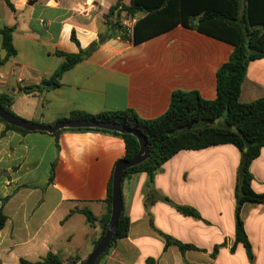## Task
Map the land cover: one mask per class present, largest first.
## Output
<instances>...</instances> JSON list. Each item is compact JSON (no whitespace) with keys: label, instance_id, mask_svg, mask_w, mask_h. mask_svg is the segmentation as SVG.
Instances as JSON below:
<instances>
[{"label":"crops","instance_id":"crops-1","mask_svg":"<svg viewBox=\"0 0 264 264\" xmlns=\"http://www.w3.org/2000/svg\"><path fill=\"white\" fill-rule=\"evenodd\" d=\"M9 1L13 9L0 0V59L6 57L1 35L6 27L15 29L17 54L0 66V95L13 97L16 116L43 126L69 119L74 112L96 116L133 110L141 119H156L166 113L178 90L214 100L217 71L233 52L230 44L181 25L134 44L133 26L146 13L121 8L111 12L117 0H35L32 5L31 0ZM86 3L89 12L77 14L76 8ZM123 4L131 6L132 0ZM116 23L126 29L125 38ZM101 36L104 42L94 52L53 82L65 62L59 53L77 55ZM263 97L260 59L248 66L240 101ZM125 154L123 139L111 134H21L0 122V213L7 217L0 231V264L36 262L50 252L69 262L75 254L90 252L91 233L99 238L102 228L99 222L91 227L78 210L87 209L98 219L107 214L108 187ZM239 164L238 149L220 145L182 151L156 173L154 188L176 204L196 207L203 220L183 216L163 202L146 208L148 175L128 177L122 195L131 223L129 236L118 241L100 264H264L263 205L248 203L242 211L253 261L242 244L231 252ZM251 173L253 190L264 194V148ZM151 218L157 230L198 250L184 255L176 246L165 250L162 238L156 253H150L151 235L160 236L151 227ZM205 230L215 236L213 249L186 237ZM221 244L216 259L209 260Z\"/></svg>","mask_w":264,"mask_h":264},{"label":"trees","instance_id":"trees-1","mask_svg":"<svg viewBox=\"0 0 264 264\" xmlns=\"http://www.w3.org/2000/svg\"><path fill=\"white\" fill-rule=\"evenodd\" d=\"M7 5L13 9L9 0ZM121 8L131 12H144L146 15L136 21L133 26L131 38L134 44L142 43L157 35L165 33L179 25L211 36L233 46L229 60L217 71V96L214 100H206L196 91H175L172 94L168 110L161 117L144 120L133 110L103 113L96 116L74 112L68 120H100L113 121L128 125L144 135L148 140L149 157L139 165L127 169L123 173L124 181L135 174L148 175L147 191L145 193V207L149 208L157 202H163L173 207L178 213L186 217L203 220L199 211L189 205H179L168 197L161 195L154 188L156 173L163 165L182 151H199L220 145H233L240 152V164L236 180V208H235V241L231 252L238 244L245 247L247 256L253 261L252 246L245 230L242 218L243 207L248 204L264 206V194L256 193L252 188L253 175L251 165L257 160L264 148V97L250 103L240 101L242 84L245 80L248 66L251 62L264 59V0H132L131 6L117 0L111 12ZM123 38L126 37L124 26L116 23ZM13 27H6L1 31L2 47L6 57L0 59V66L17 51L13 45ZM72 39L79 44L74 36ZM104 42L101 36L98 43H93L88 49L81 50L77 55L59 53L65 58L64 64L53 77L56 84L62 76L75 65L82 62L94 52L99 44ZM39 88V87H37ZM13 97L8 94L0 95L1 108L11 114ZM15 115V114H14ZM60 121V122H61ZM8 130L27 134L28 131L5 123ZM183 128L182 132H178ZM235 130H238L237 133ZM74 132H99L111 134L123 139L126 154L122 160H132L139 152L140 146L135 136L100 129H64ZM173 131L172 136L169 132ZM121 161V160H120ZM119 161V162H120ZM52 165L50 180L54 176ZM112 180L108 187L105 200L107 214L103 218H96L89 210H78L83 214L91 227L96 222L102 228L99 238L93 241L95 248L104 238L111 216ZM7 217L0 213V231L5 227ZM130 218L123 209L118 227L108 249L101 255L95 264H100L110 253L118 241L129 236ZM151 227L164 239L165 250L171 246L178 247L184 255L189 250H198L194 245L183 243L172 236L157 230L150 219ZM224 244L217 245L211 254L216 259L219 249ZM152 260H149V263ZM84 264L85 260L72 262ZM18 264H65L59 254L48 253L39 261L31 262L21 259ZM70 264V262H67Z\"/></svg>","mask_w":264,"mask_h":264},{"label":"water","instance_id":"water-1","mask_svg":"<svg viewBox=\"0 0 264 264\" xmlns=\"http://www.w3.org/2000/svg\"><path fill=\"white\" fill-rule=\"evenodd\" d=\"M35 0H31L29 5L34 4ZM0 119L5 123L22 128L28 132H45L49 134H55L56 132L64 129H100L112 132H118L121 134H130L137 138L140 149L137 155L130 161L121 160L116 164L113 180H112V201H111V216L107 225L105 236L102 241L93 249L91 254L85 260L84 264H95L101 255L110 246L115 231L118 227L119 219L124 209V201L122 195V177L123 173L132 167L139 165L149 157V145L147 138L135 129L125 124H120L113 121H100V120H68L61 121L52 126H43L25 119H22L14 114L4 111L0 106ZM183 128H179L178 132H182ZM237 133L238 130H235ZM173 131L169 132L172 136Z\"/></svg>","mask_w":264,"mask_h":264},{"label":"rangeland","instance_id":"rangeland-1","mask_svg":"<svg viewBox=\"0 0 264 264\" xmlns=\"http://www.w3.org/2000/svg\"><path fill=\"white\" fill-rule=\"evenodd\" d=\"M163 225H165L167 227H170V225H168V224H163ZM168 235H170V234H168ZM94 236H95V232L91 233V237H90L91 241L93 239L94 240L97 239V238H94ZM186 237L190 241H193L194 243L202 245L203 247H205V249H213V245L211 246V243H212V241H214L213 239H215V236L212 237L211 230H205L200 235L194 234V233H186ZM162 241H163L162 237H160V236H158L156 234H152L150 239H149V242H150V245H151L150 246V250H151L150 253H156V251L159 249L160 245L162 244ZM93 249H94V247L91 248L90 252L80 253L81 255L75 254L72 258H70V260H69L70 264H74L72 262H74L75 260H77V261L86 260L88 258V256L91 254V252L93 251ZM197 256H199V254ZM209 260H212L211 255L209 257ZM64 263L67 264V262H64ZM77 264H79V263H77Z\"/></svg>","mask_w":264,"mask_h":264},{"label":"built area","instance_id":"built-area-1","mask_svg":"<svg viewBox=\"0 0 264 264\" xmlns=\"http://www.w3.org/2000/svg\"><path fill=\"white\" fill-rule=\"evenodd\" d=\"M75 12L77 14L86 15L89 12V4L80 5L76 8Z\"/></svg>","mask_w":264,"mask_h":264}]
</instances>
